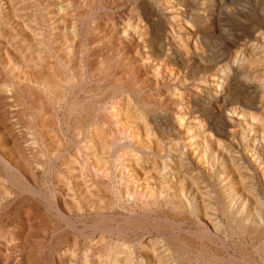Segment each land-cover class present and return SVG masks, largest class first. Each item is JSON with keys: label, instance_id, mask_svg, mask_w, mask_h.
<instances>
[{"label": "rangeland", "instance_id": "1", "mask_svg": "<svg viewBox=\"0 0 264 264\" xmlns=\"http://www.w3.org/2000/svg\"><path fill=\"white\" fill-rule=\"evenodd\" d=\"M211 2L0 0V264H154L158 252L167 264H264V235L243 236L226 218L224 207L238 212L242 205L228 190L221 161L214 160L221 146L254 169L256 193L263 195L257 211L264 213L263 173L244 149L242 126L227 116L229 83L222 74L225 65L235 69L245 62L255 39L264 35V0ZM215 24L223 37L215 33ZM156 33H161L166 61L144 64L140 58L152 56ZM213 54L221 63L209 68ZM240 85L242 93L255 88L244 80ZM252 96L261 112L260 93ZM234 130L240 131L236 140ZM178 170L201 188L200 198L184 190L188 209L176 210L171 202L182 180ZM246 208L243 225L256 210L251 204Z\"/></svg>", "mask_w": 264, "mask_h": 264}, {"label": "bare ground", "instance_id": "2", "mask_svg": "<svg viewBox=\"0 0 264 264\" xmlns=\"http://www.w3.org/2000/svg\"><path fill=\"white\" fill-rule=\"evenodd\" d=\"M199 1V0H198ZM215 1V0H214ZM166 4V3H165ZM169 4V3H168ZM167 4V5H168ZM202 4L203 5H205V4H208L209 6H213V2H211V0H209V1H207V0H202ZM166 5V6H167ZM170 5V4H169ZM145 6H146V4H145ZM215 6V5H214ZM147 7V6H146ZM209 8V7H208ZM143 9V8H142ZM213 9V8H212ZM15 12V11H14ZM135 12V11H134ZM133 11H132V13H134ZM146 12V11H145ZM213 12V11H212ZM143 13H144V11H143ZM148 13V12H147ZM210 13V12H209ZM145 14V13H144ZM149 14H151V13H149ZM218 14V13H217ZM15 15V14H14ZM132 15H134V14H132ZM130 16H131V14H130ZM146 16V15H145ZM150 17H152L153 15L151 14V15H149ZM37 17V16H36ZM196 17V16H195ZM123 18V17H122ZM197 18V17H196ZM215 18V17H214ZM137 19V18H136ZM154 19V18H153ZM157 19H158V17H157ZM259 19V18H258ZM133 20H135V19H133ZM138 20V19H137ZM223 20V19H222ZM221 20V21H222ZM140 21V20H139ZM235 21H237V20H235ZM234 21V22H235ZM257 21V20H256ZM128 23L129 24H132V21L131 20H128ZM195 23H197V21L195 22ZM161 24V23H160ZM177 24V23H176ZM179 24V23H178ZM236 24V23H235ZM137 25V24H136ZM135 24H132V26H133V29H134V27L136 26ZM187 25V24H186ZM212 25V24H211ZM214 25V24H213ZM131 26V25H130ZM129 26V27H130ZM131 26V27H132ZM158 26H159V24H158ZM188 26H189V24H188ZM258 28H262L260 25H258L257 26ZM126 28V27H125ZM164 28H166L165 26H164ZM191 28V27H190ZM135 29H137L136 27H135ZM148 29V28H147ZM123 30V29H122ZM224 30V29H223ZM238 30V29H237ZM20 31V30H19ZM135 31H137V30H135ZM164 31V30H163ZM166 31V30H165ZM215 33H217V36L218 37H223V33L224 32H222V29H221V27H220V25H218V24H215ZM123 31H121V33H122ZM154 32V31H153ZM211 32V31H210ZM148 33H149V31H148ZM165 33V32H164ZM190 34V33H189ZM213 34V33H212ZM264 34V33H263ZM22 35V34H21ZM153 35V34H152ZM161 35V33H156V41H155V43L153 44V54H151L152 56L151 57H149V55L147 56V58H140V60L144 63V64H151V61L153 62V61H161V62H164V61H166L165 60V56H166V52L165 51H163V49L165 48H163V41L161 40V39H158V36H160ZM261 35V36H260ZM259 36L260 37H258V38H256L255 40H256V42H254V44L252 45V52L253 53H251L248 57H244L245 59H247L245 62H242L241 64L239 63V65L237 66V68H235L234 69V66H232L231 68H228L226 65H225V67H226V69L225 70H223L222 72V74H223V78H225L226 79V81H228V83H229V91L228 92H230V96H229V105H230V109H229V112H228V118L230 119V120H232V121H237L242 127H239L240 129L242 128V131H241V134L243 135L242 136V138H240V140L242 141V144H244L243 146H244V149L245 150H249L248 152H250V154L251 153H253V154H251L252 156V158L254 159V162L255 163H258V165L257 166H259V168H261V170H262V173H263V178H264V35H262V34H260ZM119 36H121V35H119ZM155 36V35H154ZM169 36V35H168ZM21 37V36H20ZM28 37V36H27ZM33 37V36H32ZM180 37V36H179ZM142 38V37H141ZM249 38V37H248ZM247 38V39H248ZM252 38V37H251ZM1 39V38H0ZM7 39V38H6ZM127 39V38H126ZM125 39V40H126ZM34 40V39H33ZM134 40V39H133ZM254 40V38L253 39H250L249 41H255ZM124 41V40H123ZM130 41V40H129ZM132 41V40H131ZM137 41H138V39H137ZM150 41V40H149ZM35 42L36 41H34V44H35ZM127 42V41H126ZM133 42V41H132ZM141 42V41H140ZM168 42H169V40H168ZM36 43H38V42H36ZM43 43V42H42ZM122 43V42H121ZM139 43V42H138ZM144 43H148V42H146V41H144ZM170 43V42H169ZM190 43V42H189ZM221 43V42H220ZM127 44V43H126ZM39 45V44H38ZM188 45V44H187ZM246 45H247V43H246ZM246 45H245V47H246ZM123 46V45H122ZM121 46V47H122ZM139 46V45H138ZM152 46V45H151ZM19 47V46H18ZM34 47H36L37 48V46H34ZM188 47V46H187ZM123 48V47H122ZM226 48V47H225ZM96 49V48H95ZM127 49V48H126ZM184 49H186V48H184ZM210 49V48H209ZM212 49H214V48H212ZM247 49V48H246ZM189 50V49H188ZM20 51V50H19ZM122 51H123V49H122ZM146 51V50H145ZM201 51H203V50H201ZM241 51V50H240ZM239 51V52H240ZM91 52V51H90ZM130 52V51H129ZM186 52H187V50H186ZM189 52V51H188ZM187 52V53H188ZM194 53V52H193ZM220 53V52H219ZM218 53V54H219ZM139 54V53H138ZM137 54V55H138ZM200 54V53H199ZM198 54V55H199ZM239 54L240 53H238L237 54V56H239ZM242 55H243V52L241 53ZM240 54V55H241ZM64 55V54H63ZM146 55L147 54H145V57H146ZM188 55V54H187ZM205 55V54H204ZM133 56V55H132ZM7 57V56H6ZM120 57H121V55H120ZM135 57V56H134ZM236 57V56H235ZM241 57V56H240ZM11 58V57H10ZM122 58V57H121ZM124 58V57H123ZM136 58H137V60H138V57L136 56ZM135 58V59H136ZM219 58H221V57H219L218 55H215V54H213L212 56H211V59H210V61L207 63L208 65H207V67H209V68H212V67H214V66H212V63H216V65L218 66L219 65V63H221V62H219ZM230 58V57H229ZM238 59H239V57H237ZM98 59V58H97ZM110 59V58H109ZM204 59L205 58H203L202 59V57H200L199 58V61H202V62H204ZM178 60V59H177ZM8 61V60H7ZM100 61V60H99ZM127 61V60H126ZM167 61H168V59H167ZM173 61V60H172ZM228 61V60H227ZM10 62V61H9ZM201 62V63H202ZM226 62V61H225ZM141 63V62H140ZM158 63H160V62H158ZM166 63V62H165ZM176 63H178V61L176 62ZM231 63V62H230ZM49 64H50V62H49ZM61 64V63H60ZM59 64V65H60ZM163 64V63H162ZM189 64V63H188ZM100 65V64H99ZM184 65V64H183ZM183 65H182V67H183ZM28 66H29V64H28ZM34 66V65H33ZM137 66H139V65H137ZM32 67V66H31ZM98 67V66H97ZM134 67V66H133ZM145 67V66H144ZM147 67V66H146ZM145 67V68H146ZM151 67H153V66H151ZM170 67V66H169ZM180 67V66H179ZM200 67V66H199ZM223 67V66H222ZM162 68V67H161ZM193 68H195V67H193ZM209 68L207 69V70H209ZM20 69V68H19ZM42 69V68H41ZM141 69H143V68H141ZM151 69V68H150ZM153 69V68H152ZM177 69V68H176ZM205 69H206V67H205ZM132 70V69H131ZM175 70V69H174ZM180 70V69H179ZM201 70H202V68H201ZM200 69L199 70H197V72L198 71H201ZM204 70V69H203ZM207 70H204L205 72L207 71ZM219 70V69H218ZM140 71V70H139ZM170 71H173V70H170ZM176 71V70H175ZM194 71V70H193ZM203 71V72H204ZM123 72V71H122ZM138 72V71H137ZM141 72V71H140ZM161 72V71H160ZM159 72V73H160ZM168 72V71H167ZM197 72H195V73H197ZM109 73V72H108ZM139 73V72H138ZM152 73V72H151ZM154 73H156V72H154ZM158 73V74H159ZM165 73V72H164ZM170 73V72H169ZM174 73V72H173ZM181 73V72H180ZM180 73H178V75H181ZM194 73V72H193ZM19 74V73H18ZM40 74V73H39ZM50 74V73H49ZM157 73H156V76H154V77H157V75H158ZM214 74V73H213ZM32 75H34V74H32ZM41 75V74H40ZM46 75H48V74H46ZM69 75V74H68ZM150 75V74H149ZM160 75H162V74H160ZM173 75V74H172ZM185 75V74H184ZM186 75H187V73H186ZM192 75V74H191ZM218 75V74H217ZM55 76V75H54ZM126 76V78H127V75H125ZM152 76V75H151ZM159 76V75H158ZM174 76H176V75H174ZM57 77V76H56ZM137 77V76H136ZM161 77V76H160ZM179 77V76H178ZM183 77V76H182ZM187 77H188V75H187ZM197 77V76H196ZM213 77H214V75H213ZM216 77V76H215ZM125 78V77H124ZM150 78V77H149ZM153 78V77H152ZM151 78V80H153ZM205 78V77H204ZM222 78V77H221ZM63 79V78H62ZM121 79V78H120ZM144 79V78H143ZM157 79H160V78H157ZM163 79V78H162ZM162 79H161V81H162ZM185 79H186V77H185ZM33 80V79H32ZM40 80V79H39ZM136 80V79H135ZM145 80V79H144ZM155 80V79H154ZM247 81V82H249V83H253V88H254V91L252 92V91H248L247 90V92L246 93H242V92H239L238 91V87H239V85H240V83H241V81ZM54 81H55V79H54ZM105 81V80H104ZM149 81H150V79H149ZM186 81V80H185ZM188 81V80H187ZM216 81V80H215ZM225 81V80H224ZM253 81V82H252ZM33 82V81H32ZM65 82V81H64ZM72 82V81H71ZM145 82L148 84V82L145 80ZM154 82V81H153ZM156 82V81H155ZM174 82H175V80H174ZM201 82V81H200ZM52 83V82H51ZM54 83V82H53ZM139 83V82H138ZM186 83H188V82H186ZM186 83H185V85H184V83H183V86H186ZM204 83V82H203ZM37 84V83H36ZM35 84V85H36ZM71 84V83H70ZM119 84V83H118ZM129 84V83H128ZM153 84H155V83H153ZM198 84V83H197ZM124 85V84H123ZM130 85V84H129ZM146 85V84H145ZM149 85H150V83H149ZM148 85V86H149ZM158 85H159V83H158ZM27 86V85H26ZM25 86V87H26ZM44 86V85H43ZM142 86V85H141ZM241 86V85H240ZM243 86V85H242ZM130 87V86H129ZM150 87H152V86H150ZM167 87V86H166ZM196 87V86H195ZM221 87V86H220ZM30 88V87H29ZM39 88V87H38ZM47 88V87H46ZM64 88V87H63ZM128 88V87H127ZM145 88V87H144ZM214 88V87H213ZM241 88V87H240ZM17 89V88H16ZM40 89V88H39ZM38 89V90H39ZM215 89V88H214ZM245 89V88H244ZM19 90V89H18ZM21 90V89H20ZM92 90V89H91ZM170 90V89H169ZM171 90H173V89H171ZM246 90V89H245ZM17 91V90H16ZM36 91V90H35ZM57 91V90H56ZM61 91V90H60ZM115 91V90H114ZM5 92V91H4ZM25 92V91H24ZM143 92V91H142ZM169 92V91H168ZM173 92V91H172ZM203 92V91H202ZM10 93V92H9ZM30 93V92H29ZM34 93V92H33ZM36 93H37V91H36ZM109 93V92H108ZM135 93V92H134ZM200 93V92H199ZM258 93H260V95H261V101H260V103H261V105H262V111L261 112H256V110H255V103H254V101H253V99L251 98V95H253L252 97L254 98V95H257ZM18 94V93H17ZM48 94V93H47ZM58 94V93H57ZM136 94V93H135ZM12 95V94H11ZM56 95V94H55ZM97 95V94H96ZM145 95V94H144ZM61 96V95H60ZM157 96V95H156ZM173 96V95H172ZM208 96V95H207ZM16 98H17V95L15 96ZM28 97V96H27ZM32 97V96H31ZM43 97V96H42ZM175 97V96H174ZM22 98V97H21ZM20 98V99H21ZM60 98V97H59ZM180 98V97H179ZM257 98V97H256ZM181 99V98H180ZM191 99V98H190ZM228 99V98H227ZM4 100V99H3ZM53 100V99H52ZM91 100H93V99H91ZM146 100V99H145ZM171 100H172V98H171ZM188 100V99H187ZM41 101V100H40ZM148 101V100H147ZM151 101V100H150ZM123 102V101H122ZM144 102V101H143ZM154 101H152V103H153ZM181 102V101H180ZM185 102V101H184ZM194 102V101H193ZM258 102V101H257ZM32 103V102H31ZM48 103V102H47ZM57 103V102H56ZM148 103H149V101H148ZM155 103H156V101H155ZM182 103V102H181ZM20 104H22L21 102H20ZM55 104V103H54ZM140 105H142L141 103H139ZM96 105V104H95ZM128 105V104H127ZM140 105H138V106H140ZM147 105V104H146ZM146 105H144V106H146ZM161 105V104H160ZM37 106V105H36ZM149 106V105H148ZM155 106V105H154ZM226 106V105H225ZM32 107V106H31ZM165 107V106H164ZM175 107V106H174ZM257 107V106H256ZM33 108V107H32ZM41 108V107H40ZM116 108V107H115ZM136 108V107H135ZM149 108V107H148ZM172 108V107H171ZM181 108V107H180ZM224 108V107H223ZM222 108V109H223ZM226 108H228V107H226ZM3 109V108H2ZM49 109V108H48ZM93 109V108H92ZM134 109V108H133ZM165 109V108H164ZM10 110V109H9ZM96 110V109H95ZM149 110H150V108H149ZM152 110V109H151ZM154 110H155V108H154ZM153 110V111H154ZM160 110V109H159ZM169 110V109H168ZM175 110H176V108H175ZM182 110V109H181ZM196 110V109H195ZM259 110V109H258ZM39 111H40V109H39ZM118 111V110H117ZM183 111V110H182ZM36 112V111H35ZM38 112V111H37ZM84 112V111H83ZM88 112V111H87ZM93 112V111H92ZM136 112V111H135ZM152 112V111H151ZM167 112V111H166ZM175 112H177V111H175ZM89 113V112H88ZM117 113V112H116ZM119 113H121V112H119ZM131 113H133V112H131ZM145 113H147V112H145ZM172 113V112H171ZM19 114V113H18ZM39 114V113H38ZM68 114H69V111H68ZM118 114V113H117ZM89 115V114H88ZM91 115V114H90ZM93 115V114H92ZM106 115H108V114H106ZM172 115V114H171ZM5 116H6V114H5ZM134 116V115H133ZM132 116V117H133ZM160 116V115H159ZM162 116V115H161ZM226 116V117H227ZM68 117V116H67ZM152 117V116H151ZM174 117V116H173ZM119 118V117H118ZM140 118V117H139ZM155 118V117H154ZM182 118V117H181ZM10 119V118H9ZM125 119H126V117H125ZM142 119V117L140 118V120ZM52 120V119H51ZM55 120V119H54ZM75 120V119H74ZM89 120V119H88ZM115 120V119H114ZM128 120V119H127ZM143 120H145L144 118H143ZM142 120V121H143ZM177 120V119H176ZM179 120V119H178ZM56 121V120H55ZM121 121H123V120H121ZM137 121V120H136ZM72 122V121H71ZM75 122V121H74ZM149 122V121H148ZM1 123V122H0ZM12 123V122H11ZM121 123V122H120ZM130 122H128V124H129ZM132 123H134V122H132ZM135 123H137V122H135ZM134 123V124H135ZM138 123H139V120H138ZM140 123H141V125H142V122L140 121ZM139 123V124H140ZM170 123V122H169ZM193 123V122H192ZM66 124V123H65ZM70 124V123H69ZM118 124V123H117ZM127 124V125H128ZM155 124V123H154ZM176 124V123H175ZM178 124V123H177ZM239 124H238V126H239ZM102 125V124H101ZM126 125V124H125ZM157 125V124H156ZM161 125V124H160ZM195 125L196 124H194V127H195ZM197 125H198V123H197ZM200 125V124H199ZM206 125V124H205ZM120 126V125H119ZM150 126V125H149ZM152 126V125H151ZM101 127V126H100ZM117 127H118V125H117ZM126 127V126H125ZM132 127V126H131ZM130 127V128H131ZM137 127H139V125H137ZM143 127V126H142ZM178 127V126H177ZM187 127V126H186ZM198 128H199V126H197ZM196 127V128H197ZM235 127H236V125H235ZM3 128V127H2ZM129 128V129H130ZM145 128V127H144ZM154 128V127H153ZM159 128V127H158ZM182 128V127H181ZM212 128V127H211ZM45 129V128H44ZM134 129V128H133ZM137 129H139V128H137ZM192 130H193V128H191ZM195 129V128H194ZM13 130V129H12ZM56 130V129H55ZM91 130V129H90ZM102 130V129H101ZM105 130V129H104ZM112 130V129H111ZM145 130H146V128H145ZM148 130V129H147ZM189 130V129H188ZM8 131V130H7ZM122 131H124V129L122 130ZM126 131V130H125ZM140 131V130H139ZM187 131V130H186ZM199 131H202V130H199ZM204 131V130H203ZM203 131L201 132V133H203ZM206 131V130H205ZM224 131V130H223ZM121 132V131H120ZM143 132V131H142ZM158 132V131H157ZM207 133H206V136L208 135L209 136V134H208V131H206ZM240 132V131H239ZM239 132L238 131H233V134H231V138H232V140H236L237 138H238V134H239ZM58 133V132H57ZM60 133V132H59ZM118 133V132H117ZM161 134H162V131L160 132ZM194 133V132H193ZM196 133V132H195ZM199 133V132H198ZM3 134V133H2ZM77 134H79V133H77ZM91 134H92V132H91ZM113 135H115L114 133H112ZM111 134V135H112ZM124 134V133H123ZM140 134V133H139ZM142 134V133H141ZM148 134V133H147ZM169 134V133H168ZM49 135V134H48ZM75 135V134H74ZM97 135V134H96ZM118 135V134H117ZM164 135H165V133H164ZM170 135V134H169ZM196 135V134H195ZM3 136H4V134H3ZM94 136V135H93ZM198 136V135H197ZM211 136V135H210ZM44 137V136H43ZM51 137V136H50ZM120 137V136H119ZM122 137H124V136H122ZM140 137V136H139ZM166 137V136H165ZM240 137V136H239ZM4 138V137H3ZM59 138V137H58ZM170 138V137H169ZM196 138V137H195ZM202 138V141H207V138L206 137H201ZM205 138H206V140H205ZM212 138V137H211ZM229 138V137H228ZM1 139H2V137H1ZM12 139V138H11ZM89 139V138H88ZM142 141H143V139L142 138H140ZM199 139V138H198ZM20 140V139H19ZM58 140V139H57ZM114 140V139H113ZM133 140V139H132ZM135 140V139H134ZM144 140H145V138H144ZM149 140V139H148ZM153 140V139H152ZM151 140V141H152ZM156 141H157V139H155ZM169 140V139H168ZM195 140V139H194ZM26 141V140H25ZM97 141H99L98 139H97ZM106 141V140H105ZM118 141V140H117ZM124 141H126L125 139H124ZM140 141V140H139ZM154 141V140H153ZM163 141V140H162ZM197 141V140H196ZM195 141V142H196ZM201 141V140H200ZM104 142V141H103ZM145 142V141H144ZM158 142V141H157ZM157 142H154V143H157ZM160 142V141H159ZM213 142V141H212ZM87 143H89V142H87ZM142 143V142H141ZM140 143V144H141ZM151 143H153V142H150V144ZM171 143V142H170ZM197 143V142H196ZM231 143H232V141H231ZM92 144V143H91ZM116 144V143H115ZM118 145H119V143H117ZM204 144H206V143H204ZM208 144V143H207ZM219 144V143H218ZM237 144V143H236ZM57 145V144H56ZM103 145V144H102ZM136 145V144H135ZM199 145V144H198ZM202 145V144H201ZM209 145V144H208ZM19 146V145H18ZM17 146V147H18ZM59 146V145H58ZM98 146V145H97ZM152 146V145H151ZM207 146V145H206ZM235 146V145H234ZM239 146V145H238ZM39 147V146H38ZM62 147V146H61ZM102 147V146H101ZM127 147V146H126ZM137 147V146H136ZM141 147V146H140ZM153 147V146H152ZM174 147V146H173ZM183 147V146H182ZM192 147H194V146H192ZM196 147V146H195ZM202 147H204V146H202ZM218 147V146H217ZM20 148V147H19ZM147 148H149V147H147L146 146V149ZM158 148V147H157ZM156 148V149H157ZM185 148V147H184ZM205 148V147H204ZM212 148V147H211ZM226 148V147H225ZM240 148V147H239ZM15 149V148H14ZM39 149V148H38ZM45 149V148H44ZM95 149V148H94ZM100 149V148H99ZM106 149H107V147H106ZM105 149V150H106ZM109 149H112V148H109ZM108 149V150H109ZM118 149V148H117ZM143 149H144V147H143ZM150 149V148H149ZM152 149V148H151ZM150 149V150H151ZM154 149H155V147H154ZM153 149V150H154ZM173 149V148H172ZM229 149V148H228ZM20 150V149H19ZM104 150V149H103ZM141 150V149H140ZM184 150V149H183ZM192 150V149H191ZM203 150V149H202ZM206 150V149H205ZM227 150V149H226ZM230 150V149H229ZM229 150H228V152H229ZM234 150V149H233ZM122 151V150H121ZM207 151V150H206ZM232 151V150H231ZM235 151V150H234ZM239 151V150H238ZM15 152V151H14ZM143 152V151H142ZM227 152V151H226ZM226 152H224L223 150H221V146H219V149H218V151L215 153V155H214V160H216V159H218V160H220L221 161V165H222V170L225 172V175H226V181L228 180V190L233 194L232 196H234V198L238 201H240L241 202V205L242 206H240V210L238 211V212H234V211H232L231 210V206L230 205H227V207H224L225 209H224V211H225V214H226V218H228V220H231L232 222H234V223H236L237 225L236 226H239V229L241 230L240 232H241V234L243 235V234H247V235H249V237L251 238V236H253V237H258L259 239H260V237L261 236H263L264 235V213H262L263 211H260L259 209V211H257V208L258 207H260L261 206V200H260V198H259V196L261 195H259L258 196V192L256 191V189H255V186H254V184H253V181L255 180V178H254V175H253V171H254V169L253 170H250L249 169V164L247 165H245V163H240L239 161H237L236 160V158L234 157V156H232L233 154H231V152H229L231 155H229L228 153H226ZM244 152V151H243ZM246 153H247V151H245ZM113 153V152H112ZM198 153V152H197ZM207 153V152H206ZM234 153V152H233ZM240 153V152H239ZM20 154V153H19ZM202 154H203V152H202ZM201 154V155H202ZM237 154V153H236ZM236 154L234 153V155L236 156ZM244 154V153H243ZM107 155V154H106ZM121 155V154H120ZM131 155V154H130ZM164 155V154H163ZM187 155H188V153H187ZM204 155V154H203ZM207 155V154H206ZM238 155V154H237ZM247 155H248V153H247ZM18 156H20V155H18ZM141 156V155H140ZM243 156V155H242ZM40 157V156H39ZM38 157V158H39ZM84 157V156H83ZM89 157V156H88ZM126 157V156H125ZM175 157V156H174ZM208 157V156H207ZM239 157V156H238ZM250 157V156H249ZM142 158V157H141ZM247 158V157H246ZM251 158V160L253 161V159ZM11 159V158H10ZM106 159V158H105ZM120 159H121V157H120ZM134 159V158H133ZM182 159V158H181ZM195 159V158H194ZM238 159V158H237ZM132 160V159H131ZM147 160V159H146ZM213 160V159H212ZM217 160V161H218ZM240 160V159H239ZM248 160V159H247ZM245 161V162H248V161ZM43 161V160H42ZM103 161V160H102ZM110 161V160H109ZM183 161V160H182ZM185 161V160H184ZM183 161V162H184ZM197 161V160H196ZM195 161V162H196ZM199 161V160H198ZM208 161V160H207ZM216 161V162H217ZM244 160H242V162H243ZM117 162V161H116ZM131 162V161H130ZM143 162V161H142ZM146 162V161H145ZM152 162H154V161H152ZM215 162V163H216ZM254 162H250V163H254ZM105 163H106V161H105ZM118 163V162H117ZM144 163V162H143ZM191 163V162H190ZM198 163V162H197ZM203 163V162H202ZM218 163H219V161H218ZM122 164V163H121ZM178 164V163H177ZM181 164H182V162H181ZM23 165H25V164H23ZM36 165V164H35ZM73 165V164H72ZM107 166H108V164H106ZM173 165V164H172ZM201 165V164H200ZM199 165V166H200ZM215 165V164H214ZM255 165V164H254ZM253 165V166H254ZM101 166V165H100ZM110 166V165H109ZM122 166V165H121ZM124 166V165H123ZM177 166H179V164L177 165ZM182 166V165H181ZM179 167V168H182V167ZM190 166V165H189ZM196 166V165H195ZM207 166V165H206ZM97 167V166H96ZM102 167V166H101ZM117 167V166H116ZM205 167V166H204ZM113 168V167H112ZM178 168V169H179ZM191 168V167H190ZM207 168V167H206ZM92 169V168H91ZM105 169V168H104ZM108 169V168H107ZM124 169V168H123ZM125 169H126V167H125ZM124 169V170H125ZM184 169V168H183ZM217 169V168H216ZM256 169H257V167H256ZM7 170V169H6ZM72 170V169H71ZM83 170V169H82ZM100 170V169H99ZM120 170V169H119ZM137 170V169H136ZM139 170V169H138ZM180 170V169H179ZM178 170V171H179ZM220 170V169H219ZM260 170V169H259ZM87 171V170H86ZM167 171V170H166ZM184 171V170H183ZM78 172V171H77ZM90 172V171H89ZM101 172V171H100ZM134 172V171H133ZM146 172V171H145ZM189 172H191L190 170H189ZM257 172V171H256ZM261 172V171H260ZM26 173V172H25ZM106 173V172H105ZM122 173V172H121ZM135 173V172H134ZM149 173V172H148ZM147 173V174H148ZM169 173H171V172H169ZM196 173H198V171L196 172ZM87 174V173H86ZM97 174H99V173H97ZM140 174V173H139ZM160 174V173H159ZM165 174V173H164ZM179 174H181L180 173V171H179ZM185 174V172L183 173V174H181V178H182V180H181V183L179 184L180 186H179V188H177L176 190H178L177 192H174V194L173 193H171V194H173V196H172V201L171 202H173V205H174V209H176V210H181V208H184V207H187V209L189 208L188 207V204H187V206H185L186 205V203H185V201H184V190H189L190 192H192V194H194L193 196L195 197V195H197L198 194V198H200L199 197V190L201 189H198V188H196L194 185L196 184L195 182V180H193V182H194V184H192L190 181H188L189 180V178L187 177V176H185L184 175ZM192 174V173H191ZM190 174V175H191ZM93 175H94V173H93ZM125 175V174H124ZM175 175V174H174ZM173 175V176H174ZM195 175V174H194ZM259 175V174H258ZM89 176V175H88ZM95 176V175H94ZM126 176V175H125ZM159 176V178H160V175H158ZM220 176H221V174H220ZM255 176H256V174H255ZM93 177V176H92ZM117 177V176H116ZM147 177V176H146ZM157 177V176H156ZM175 177V176H174ZM179 177V176H178ZM178 177H177V179H178ZM216 177H218V176H216ZM222 177V176H221ZM34 178V177H33ZM104 178V177H103ZM162 178V177H161ZM208 178V177H207ZM260 178H262V177H260ZM260 178H259V180H260ZM135 179V178H134ZM149 179V178H148ZM156 179V178H155ZM163 179V178H162ZM167 179V178H166ZM180 179V178H179ZM178 179V180H179ZM192 179H194V178H192ZM223 179V178H222ZM85 180V179H84ZM90 180V179H89ZM143 180V179H142ZM172 180V179H171ZM176 180V179H175ZM224 180V181H225ZM78 181V180H77ZM116 181V180H115ZM137 181V180H136ZM154 181V180H153ZM153 181H151V182H153ZM173 181V180H172ZM218 181H220V180H218ZM222 181V180H221ZM225 181V182H226ZM82 182V181H81ZM134 182V181H133ZM132 182V183H133ZM149 182V181H148ZM169 182H170V180H169ZM255 182V181H254ZM258 182V181H257ZM76 183V182H75ZM131 183V184H132ZM137 183V182H136ZM140 183V182H139ZM150 183V182H149ZM155 183V182H154ZM165 183V182H164ZM164 183H163V185H164ZM227 183V182H226ZM91 184V183H90ZM90 184H88V186L90 185ZM138 184V183H137ZM170 184V183H169ZM174 184V183H173ZM224 184V183H223ZM222 184V185H223ZM263 184H264V182H263ZM62 185V184H61ZM133 185V184H132ZM140 185V184H139ZM154 185H156V184H154ZM153 185V186H154ZM204 185V184H203ZM218 185V184H217ZM96 186V185H95ZM106 186V185H105ZM120 186V185H119ZM125 186H126V184H125ZM124 186V187H125ZM178 186V185H177ZM226 186V185H225ZM261 186H263V185H261ZM85 187V186H84ZM94 187V186H93ZM123 187V186H122ZM127 187V186H126ZM125 187V188H126ZM131 187V186H130ZM135 187H136V185H135ZM134 187V188H135ZM146 187H147V185H146ZM163 187V186H162ZM199 187H201V186H199ZM203 187V186H202ZM222 187V186H221ZM264 187V186H263ZM108 188V187H107ZM121 188V187H120ZM151 188V187H150ZM154 188V187H153ZM212 188V187H211ZM223 188V187H222ZM221 188V189H222ZM96 189H97V187H96ZM99 189V188H98ZM144 189L146 190V188L144 187ZM148 189V188H147ZM160 189V188H159ZM174 189V188H173ZM220 189V190H221ZM224 189V188H223ZM76 190V189H75ZM93 190V189H92ZM105 190V189H104ZM123 190H125L124 188H123ZM135 190H137V189H135ZM154 190V189H153ZM172 190V189H171ZM175 190V189H174ZM175 190V191H176ZM263 190H264V188H263ZM111 191V190H110ZM116 191V190H115ZM142 191V190H141ZM160 190H157V192H159ZM168 191V190H167ZM173 191V190H172ZM202 191V190H201ZM222 191V190H221ZM259 191V190H258ZM84 192H86V191H84ZM96 192V191H95ZM112 192V191H111ZM142 192H145L144 190L142 191ZM147 192V191H146ZM149 192V191H148ZM151 192H153V191H151ZM151 192L149 193V194H151ZM203 192V191H202ZM205 192V191H204ZM227 192V191H226ZM257 192V193H256ZM100 193V192H99ZM154 193V192H153ZM152 193V194H153ZM221 193V192H220ZM222 193H225L224 191H222ZM222 193L220 194V195H222ZM229 193V192H228ZM261 193V192H260ZM95 194V193H94ZM97 194H98V191H97ZM148 194V193H147ZM159 193H157V195H158ZM165 194V193H164ZM208 194V193H207ZM227 194V193H226ZM230 194V193H229ZM110 195H111V193H110ZM118 195H120V194H118ZM141 195V194H140ZM145 195H146V193H145ZM190 195V194H189ZM224 195V194H223ZM222 195V196H223ZM231 195V194H230ZM82 196V195H81ZM89 196H91V195H89ZM97 196V195H96ZM106 196V195H105ZM154 196V195H153ZM188 196V195H187ZM192 196V195H191ZM192 196V197H193ZM210 196V195H209ZM208 196V197H209ZM218 196V195H217ZM225 196V195H224ZM261 196H263V195H261ZM5 197V196H4ZM83 197V196H82ZM81 197V198H82ZM193 197V198H194ZM204 197H205V195H204ZM219 197V196H218ZM221 197V196H220ZM231 197V196H230ZM90 198V197H89ZM95 198V197H94ZM150 198V197H149ZM212 198V197H211ZM211 198H207L206 197V199H208L209 201L211 200ZM88 199V198H87ZM98 199H99V197H98ZM197 199V198H196ZM201 199H205V198H202V196H201ZM219 199V198H218ZM226 199V198H225ZM233 199V198H232ZM141 200H142V198H141ZM147 200V199H146ZM170 200V199H169ZM207 200V201H208ZM222 200V199H221ZM227 200H229V199H227ZM226 200V201H227ZM236 200H234V201H236ZM188 201V200H187ZM200 201V200H199ZM225 201V200H224ZM233 201V202H234ZM141 202V201H140ZM146 202V201H145ZM154 202H156V200L154 201ZM220 202H222V201H220ZM79 203V202H78ZM77 203V204H78ZM111 203V202H110ZM152 203V202H151ZM150 203V204H151ZM204 203V202H203ZM223 203V202H222ZM263 203V202H262ZM92 204V203H91ZM103 204V203H102ZM153 204V203H152ZM201 204V203H200ZM210 204V203H209ZM208 204V205H209ZM218 204V203H217ZM226 204V203H225ZM232 204H234V203H232ZM247 204L249 205V204H251L252 206H253V208L252 209H254V207H256V210H254V212L251 214L250 212V214H249V221H248V224H246V225H243V219H242V216L244 215V211H245V208H246V206H247ZM76 205V204H75ZM115 205V204H114ZM212 205V204H211ZM233 206V205H232ZM67 207V206H66ZM147 207V206H146ZM201 207H203V211L205 212V214L206 215H208V213H207V211L209 210V209H207V208H205V205L203 204V206H201ZM210 207V206H209ZM208 207V208H209ZM218 207V206H217ZM223 207V206H222ZM77 208V207H76ZM101 208V207H100ZM105 208V207H104ZM107 208V207H106ZM139 208V207H138ZM237 208V207H236ZM62 209V208H61ZM64 209V208H63ZM186 209V210H187ZM198 209V208H197ZM223 209V208H222ZM247 209V208H246ZM99 210V209H98ZM183 210H185V209H183ZM234 210H236V209H234ZM100 211V210H99ZM200 211H202V210H200ZM223 211V210H222ZM257 211V212H256ZM98 212V211H97ZM179 212V211H178ZM211 213V212H210ZM203 214V213H202ZM213 214V213H212ZM248 214V213H247ZM204 215V214H203ZM202 215V216H203ZM209 215H211V214H209ZM195 216V215H194ZM204 217V216H203ZM248 217V216H247ZM177 218V217H176ZM207 218H209L208 220L210 221V224H212V225H214L213 223H212V220L211 219H213V218H211V217H207ZM211 218V219H210ZM177 220V219H176ZM194 220V219H193ZM214 220V219H213ZM179 221V220H178ZM263 221V223H261ZM214 222V221H213ZM246 223V222H245ZM203 224V223H202ZM227 224V223H226ZM230 225H234V224H230ZM229 225V226H230ZM217 226H219V225H217ZM225 226V225H224ZM216 227V226H215ZM226 227H228V226H226ZM234 227V226H233ZM232 227V228H233ZM48 228V227H47ZM231 228V230H232V232H233V229ZM205 229V228H204ZM217 229H219V227L217 228ZM216 229V230H217ZM221 229V228H220ZM235 231V230H234ZM237 231V230H236ZM239 231V230H238ZM226 233V232H225ZM231 233V232H230ZM237 233V232H236ZM239 234V233H238ZM231 235V234H230ZM234 235V234H233ZM205 236V235H204ZM213 236V235H212ZM225 236V235H224ZM223 236V237H224ZM244 236V235H243ZM191 237V236H190ZM239 237V236H238ZM252 237V238H253ZM151 239V238H150ZM149 239V242H152V240H150ZM156 239V238H155ZM249 239V238H248ZM258 239V240H259ZM254 242H255V240L254 239H252ZM103 241V240H102ZM153 241H154V239H153ZM216 241H218V240H216ZM232 241V240H231ZM261 241H262V239H261ZM261 241H258V242H261ZM243 242V241H242ZM159 243V242H158ZM158 243H157V246H158ZM257 243V242H256ZM149 244V243H148ZM151 244V243H150ZM235 244V243H234ZM255 244V243H254ZM253 244V245H254ZM260 244V243H259ZM261 244H263V242L261 243ZM156 245V244H155ZM208 245V244H207ZM153 246V245H152ZM161 246V245H160ZM174 246V245H173ZM229 246V245H228ZM257 246H258V244H257ZM146 247V246H145ZM150 247H151V245H150ZM242 247V246H241ZM252 247V246H251ZM262 247V246H261ZM260 248V247H259ZM264 248V247H263ZM163 249V248H162ZM152 250V249H151ZM257 250H259V249H257ZM262 249H260L259 251H261ZM168 251V250H167ZM243 252H244V250H243ZM114 253V252H113ZM147 253V252H146ZM150 253V252H149ZM148 253V254H149ZM152 254H151V257H152V255H153V251L151 252ZM159 253V252H158ZM155 254L154 255V258H155V261H154V264H167V259L166 258H164L163 257V255L161 254V253H159V254ZM148 254H146V255H148ZM116 255V254H115ZM259 255H260V253H259ZM166 256V255H165ZM168 256V255H167ZM166 256V257H167ZM262 256H263V254H262ZM104 258V257H103ZM130 258V257H129ZM246 258H247V256H246ZM173 259V258H172ZM261 259V258H260ZM136 260V259H135ZM149 260H150V256H149ZM213 260V259H212ZM182 261V260H181ZM186 261V260H185ZM190 261V260H189ZM231 261V260H230ZM262 261H263V259H262ZM169 262V261H168ZM150 263V262H149ZM203 263V262H202ZM133 264V263H132ZM169 264V263H168Z\"/></svg>", "mask_w": 264, "mask_h": 264}]
</instances>
